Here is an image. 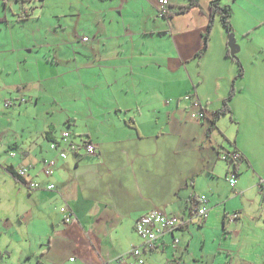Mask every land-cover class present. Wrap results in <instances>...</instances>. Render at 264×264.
<instances>
[{
  "label": "crops",
  "instance_id": "crops-1",
  "mask_svg": "<svg viewBox=\"0 0 264 264\" xmlns=\"http://www.w3.org/2000/svg\"><path fill=\"white\" fill-rule=\"evenodd\" d=\"M39 1L0 0V18L7 19L0 22V77L13 75L18 87L36 89V101L46 92L61 93L67 86L55 81L62 76L56 60L60 51L70 44L90 42V38L82 39L76 20L91 0ZM92 1L98 7L97 1L123 3L121 8L130 4V0ZM143 1L147 18L137 23L139 30H113L108 37L99 32L95 37L97 44L110 41L114 45L115 53H111L115 59L133 60L106 69L126 71L127 79L107 76L97 81V87L103 89L102 108L94 115L92 128L83 130L88 137L71 139L81 145L93 142L96 152L86 154L82 145L78 153L61 158L59 152L66 144L52 149L48 140H59L61 135L53 131L46 132L48 142L44 145L24 146L17 138L8 142L13 149L10 156L16 158L3 159L0 184L13 193L14 209L27 224L32 252L26 250L24 255L41 253V264H143L130 252L142 244L136 231L141 215L162 210L187 218L205 205L207 216L174 232L181 236L179 243L173 244L174 236L167 234L156 248L144 249L145 264H191L184 256L196 232L203 233L205 243L206 232L213 228L223 229L225 236L230 229L240 232L241 240L237 250H232L227 240L221 251H227V256L214 258L213 264L221 258L225 264H264V193L258 186L264 178V81L257 72L254 81H232L239 65L227 54L229 33L219 16L207 49L196 58L204 45L210 0H201L185 12L178 11L187 0H168L164 15L159 0ZM238 1L223 0L233 9L235 31L241 29ZM242 2L248 7L242 14L246 22L242 35L250 34L253 42L254 32L264 25V15L256 9V0ZM32 8L39 9L37 15ZM116 10L110 7L105 13L114 16ZM156 16L167 20L163 28L167 30L146 28L148 21L159 20ZM167 33L176 43L178 57L165 50L163 55L144 50L145 38ZM181 33H185L187 44L184 54ZM125 39L127 45H120L119 50L118 40ZM67 87L72 89L69 84ZM233 87L231 111L212 124L213 113L223 106ZM189 91L205 104L207 119L189 115L184 99ZM234 151H240L242 158H222ZM51 159L56 167L53 174L46 175L43 168ZM24 166L28 168L26 182L17 175ZM231 173L237 175L235 187L228 180ZM31 182L42 186L30 188L27 183ZM50 182L55 184L54 190L45 188ZM66 201L74 214L69 223L60 211ZM6 208L0 206L3 230H7ZM235 213L238 215L233 216ZM0 264L8 263L1 259Z\"/></svg>",
  "mask_w": 264,
  "mask_h": 264
},
{
  "label": "rangeland",
  "instance_id": "rangeland-1",
  "mask_svg": "<svg viewBox=\"0 0 264 264\" xmlns=\"http://www.w3.org/2000/svg\"><path fill=\"white\" fill-rule=\"evenodd\" d=\"M37 1L40 2L39 0ZM259 1L261 3L256 0V9L260 10L261 14L264 15V0ZM98 3H100V7L95 6L91 0L82 9V17L76 20L80 24L81 36H88L90 42L70 44V46L63 48L56 57V60L59 61L58 72L62 76L55 81H61V85L66 84L68 86L69 84L72 89L66 86L60 89L61 93L58 90V93L51 92L49 94L46 92L36 101V89L18 87L17 84L19 83L15 81L16 79L13 75L7 76L5 74L0 77V130L3 132L0 133L2 139L0 142V169L1 165L3 166L4 164L3 159L16 158L10 156L13 149L8 143L12 142L13 138L21 139L24 142V146L44 145L48 142L44 139L48 131H53L56 135L63 131H69L73 140L87 138L86 134H82L83 130L92 128L94 115L102 108L101 91L103 89L97 87V81H104L107 76L114 77L115 80L127 79L126 71H113V73L112 71H106L107 68L117 64V62H126V59H115L112 55V53H115L114 45L110 41L97 44L95 37L99 32L107 36L113 30H139L141 27L137 23L147 18V14L144 13L147 7L144 6L143 0H130L129 7L124 8H121L123 3L121 5L116 1H97ZM244 5L242 0L236 3V8L239 10L237 17L241 16L240 21H238L241 29L235 31L234 28L233 30L236 43L240 47L239 52L235 54L239 57L244 68V75L238 77L236 81H254L252 76L253 74L256 76L257 73L260 75L261 81H264V37L261 38L259 36L264 33V25L254 32L255 39L253 42L250 34L242 35V30L246 23L242 14L243 10L248 11V7H244ZM110 7H116V15L112 16L109 13L107 14V12L105 13V10H109ZM251 7L253 6L251 5ZM32 10H36V15L39 12L37 8H32ZM156 18L159 20L156 22L148 21L146 28L152 26L154 30H167L163 29L166 27L167 20L160 16H156ZM223 27L225 28L224 25ZM225 32L228 33L227 30ZM185 33H181L180 38L183 54L184 49L187 47V44L183 41ZM118 43L119 50L120 45L122 47L127 45L126 39L118 40ZM144 48L145 51H148V49H153L156 52L160 51V55H163L165 50L166 52H171L173 57L179 56L176 43L174 44L169 33L148 36L144 40ZM124 50L127 49L124 48ZM129 51L131 53L130 48ZM131 62L133 60L125 64ZM235 78L232 81H235ZM81 81H84V84ZM189 92L194 93L193 91ZM13 96H19L20 98H11ZM5 99L17 100L21 104L8 106ZM16 151L17 153L21 152L20 149H16ZM222 158L220 159L222 160ZM1 179L2 175H0ZM14 201L13 193L6 192L4 184H0V206H7L5 217H3L6 218L7 230L0 228V257L6 260L8 264H41L38 261V258L42 257L41 253L31 254L30 257L24 255L27 253L26 250L28 252L31 251V243L27 235V224L18 217L16 209H14ZM230 231L231 233L225 236L223 229L217 230L213 228L208 230L205 243L202 242L203 233L196 232L192 247L185 252L184 258L186 257L192 261L191 264H213L214 258H220L221 255L227 256V251L221 253L222 249L227 247V240L230 239L227 244H230L229 246L232 250H237L241 242L239 238L240 232L231 229ZM220 238L223 240H220ZM218 250L220 252L216 253ZM224 260L221 258L217 260L216 264H225Z\"/></svg>",
  "mask_w": 264,
  "mask_h": 264
},
{
  "label": "built area",
  "instance_id": "built-area-1",
  "mask_svg": "<svg viewBox=\"0 0 264 264\" xmlns=\"http://www.w3.org/2000/svg\"><path fill=\"white\" fill-rule=\"evenodd\" d=\"M168 4V0H159V6H160V13L164 15L167 13V8L165 7ZM84 41L88 39V36L82 37ZM184 99L188 101V111L191 118L196 120H204L207 118V109L203 101L200 99V97L192 92L187 93L184 96ZM6 100V105L10 106L11 104H16L17 100L12 101ZM24 100V99H22ZM12 105V106H13ZM62 144H66L60 152L59 156L61 158H67L68 154L70 152H79L81 149V146L84 145L85 149L84 152L86 154H94L96 152V145L93 142H85L82 145L76 144L75 142L70 140V133L68 131H64L62 133ZM2 141L0 137V142ZM52 149L58 148L57 143L52 142L51 146ZM240 156V153L238 151L234 152H227L223 155L224 159L228 160H236ZM56 167V161L55 159H51L46 162L43 171L46 175H51L54 173ZM17 175L19 178H26L28 175V168L22 167L18 170ZM228 180L231 184V186L235 187L237 184V175L235 173H231L228 177ZM30 188L39 189L41 188V184L37 182H31L27 183ZM258 186L264 193V178H261L258 182ZM45 188L48 190H54L55 184L54 183H48ZM60 211L63 214L64 221L69 223L73 220L74 214L71 211L69 203L66 201L61 205ZM208 214V208L205 205H202L201 207L197 208L190 217H183L176 214H169L162 210H152L148 211L145 214L141 215L138 220L136 221V231L140 235L142 244L134 246L131 249V254L134 255L137 260L140 263H145V259L143 256V250L144 249H154L158 246V241L162 237H164L167 234H172L174 236V232L176 230H180V228L185 227L186 225H189V223L193 222L195 219L199 217H205ZM238 214H233V216H237ZM173 244H177L180 242V237L174 236L173 237ZM105 264H109L108 262H105Z\"/></svg>",
  "mask_w": 264,
  "mask_h": 264
},
{
  "label": "trees",
  "instance_id": "trees-1",
  "mask_svg": "<svg viewBox=\"0 0 264 264\" xmlns=\"http://www.w3.org/2000/svg\"><path fill=\"white\" fill-rule=\"evenodd\" d=\"M200 1L201 0H187L186 4L180 5L178 12H185V11L195 7V6H198V5H200ZM216 16L220 17V19H221L223 25L225 26L226 30L228 31V33L229 34L233 33V30H234V26H233V9H232L231 5L224 4L223 0H210V20H209V23H208V26H207V30H206V32L204 34V45H203V48H201L196 53V55H195L196 58H200V56H202V54L207 49L208 39H209V36H210L211 31L213 29L214 18ZM4 21H7L5 16L0 18V22H4ZM227 54L238 62L239 72H238L236 78L243 76L244 68H243L242 62L239 60V57L236 54H231L229 48H228ZM234 92L235 91H234V87H233L231 89V92H230L229 96L227 98H225L223 106L221 108L217 109L215 111V113H213L214 114L213 118L210 120L212 124H215L217 122V120H218V118H219V116L221 114H225V113L231 111L230 110L229 101L232 99V97L234 95ZM62 133L60 135V139L59 140L55 139V138H50L48 140L49 141V146H51L52 142H55V143H57V146L59 147L62 144V142H61L62 141V137H63ZM70 140H71V133H70ZM238 152L240 153V156L238 157V159L242 158L243 155L241 154L240 151H238ZM20 179L24 180L25 178H20ZM24 181L26 182V180H24ZM50 183H53V182H50ZM143 264H145V263H143Z\"/></svg>",
  "mask_w": 264,
  "mask_h": 264
},
{
  "label": "water",
  "instance_id": "water-1",
  "mask_svg": "<svg viewBox=\"0 0 264 264\" xmlns=\"http://www.w3.org/2000/svg\"><path fill=\"white\" fill-rule=\"evenodd\" d=\"M229 49L231 54H235L239 51V45L236 43V38L234 33L229 34V41H228Z\"/></svg>",
  "mask_w": 264,
  "mask_h": 264
},
{
  "label": "clouds",
  "instance_id": "clouds-1",
  "mask_svg": "<svg viewBox=\"0 0 264 264\" xmlns=\"http://www.w3.org/2000/svg\"><path fill=\"white\" fill-rule=\"evenodd\" d=\"M207 117H208V115H207Z\"/></svg>",
  "mask_w": 264,
  "mask_h": 264
}]
</instances>
